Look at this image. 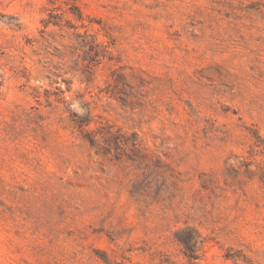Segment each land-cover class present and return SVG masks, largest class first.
Listing matches in <instances>:
<instances>
[{"label":"rangeland","instance_id":"obj_1","mask_svg":"<svg viewBox=\"0 0 264 264\" xmlns=\"http://www.w3.org/2000/svg\"><path fill=\"white\" fill-rule=\"evenodd\" d=\"M0 264H264V0H0Z\"/></svg>","mask_w":264,"mask_h":264},{"label":"trees","instance_id":"obj_2","mask_svg":"<svg viewBox=\"0 0 264 264\" xmlns=\"http://www.w3.org/2000/svg\"><path fill=\"white\" fill-rule=\"evenodd\" d=\"M70 12L75 18H77V20H82V13L77 8H71ZM63 21H65L63 13L51 12L49 14V20L45 23V26L46 27H48L49 25L60 26ZM65 25L69 29H74V30L76 29V27H74V25L71 24L70 21H66ZM43 35H45V32H43ZM73 120L77 129L80 131V133L83 134L84 138L89 140L91 146L92 147L98 146V144L96 143L94 132L85 129V127L88 126L91 121L89 119L81 120L76 115H74ZM177 240L184 247V255L186 256V258H188L191 261L197 260L199 258L198 252L201 248L203 241L200 239V236L196 231H194L193 229L181 230L177 233Z\"/></svg>","mask_w":264,"mask_h":264}]
</instances>
